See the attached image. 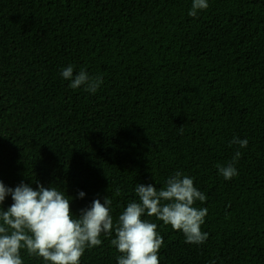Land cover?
<instances>
[{"label":"trees","instance_id":"1","mask_svg":"<svg viewBox=\"0 0 264 264\" xmlns=\"http://www.w3.org/2000/svg\"><path fill=\"white\" fill-rule=\"evenodd\" d=\"M208 3L191 17L192 0H0L5 187H57L74 216L107 197L116 222L137 184L159 189L179 171L207 197L195 206L208 209V239L188 244L145 216L164 240L160 264H264V0ZM69 64L102 77L94 94L69 87ZM237 151L225 180L217 165ZM114 238L80 264H117Z\"/></svg>","mask_w":264,"mask_h":264},{"label":"clouds","instance_id":"2","mask_svg":"<svg viewBox=\"0 0 264 264\" xmlns=\"http://www.w3.org/2000/svg\"><path fill=\"white\" fill-rule=\"evenodd\" d=\"M208 0H192L188 15L197 17L199 11L207 10ZM61 75L70 81L69 87L95 93L102 77H91L81 69L74 75V66L63 68ZM233 144L246 148L247 139L233 138ZM241 156L237 151L231 163L217 165L225 180L238 175L235 163ZM138 201L129 202L114 222L111 200L99 199L78 216L71 211V197L57 187L38 186L34 190L21 183L15 189L7 188L0 181V264H24L21 251L29 256L42 258L46 264H80L86 249L102 245L101 236H111L113 247L121 254L117 264H160L159 252L164 240L158 225L147 217H155L165 226L180 231L185 242L201 245L208 239L201 226L205 223L208 209L197 207L207 200L206 195L194 185L193 178L176 172L159 189L152 184H137ZM8 195L13 203L7 210L2 205ZM85 193L81 191L79 197Z\"/></svg>","mask_w":264,"mask_h":264}]
</instances>
